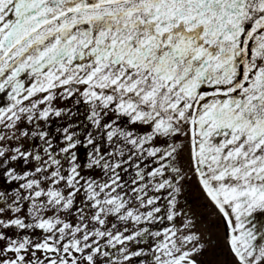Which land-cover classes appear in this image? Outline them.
Masks as SVG:
<instances>
[{
    "label": "snow or ice",
    "instance_id": "6c2138e0",
    "mask_svg": "<svg viewBox=\"0 0 264 264\" xmlns=\"http://www.w3.org/2000/svg\"><path fill=\"white\" fill-rule=\"evenodd\" d=\"M0 264H264V0H0Z\"/></svg>",
    "mask_w": 264,
    "mask_h": 264
},
{
    "label": "flooded vegetation",
    "instance_id": "af4514ba",
    "mask_svg": "<svg viewBox=\"0 0 264 264\" xmlns=\"http://www.w3.org/2000/svg\"><path fill=\"white\" fill-rule=\"evenodd\" d=\"M189 201L192 202L193 207L198 208L199 211H201V212L205 211V209L203 208L204 201L198 197V194L195 192V190H192L190 192ZM204 223H207V221H205ZM217 235L220 237V239L222 241V236H223V229L222 228L218 231Z\"/></svg>",
    "mask_w": 264,
    "mask_h": 264
}]
</instances>
